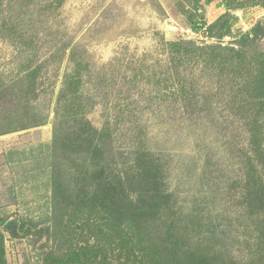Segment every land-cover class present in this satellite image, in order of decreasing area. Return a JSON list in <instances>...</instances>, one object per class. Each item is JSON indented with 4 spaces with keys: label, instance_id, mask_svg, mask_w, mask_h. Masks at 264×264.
<instances>
[{
    "label": "rangeland",
    "instance_id": "rangeland-1",
    "mask_svg": "<svg viewBox=\"0 0 264 264\" xmlns=\"http://www.w3.org/2000/svg\"><path fill=\"white\" fill-rule=\"evenodd\" d=\"M243 45L264 0H0V264H123L139 209L162 260L264 264V66L216 53Z\"/></svg>",
    "mask_w": 264,
    "mask_h": 264
},
{
    "label": "trees",
    "instance_id": "trees-1",
    "mask_svg": "<svg viewBox=\"0 0 264 264\" xmlns=\"http://www.w3.org/2000/svg\"><path fill=\"white\" fill-rule=\"evenodd\" d=\"M226 1H227V4H229V0H226ZM260 1L261 0H247V2H249L250 4H255V5H258ZM238 7H241V6H238ZM244 42L248 44L254 43L255 38H245ZM243 46L237 50H235V48H232L229 50H216L217 51L216 53L218 55H221V52L224 53L222 56L223 57L222 61L218 58L219 59L218 64L222 72H225L228 69L229 65H231L232 62H234L235 60H236L235 67H239V66L242 67V63L241 61H239L241 57L243 58L242 62H245L246 66H248L249 68H250V63L253 66L258 57H260L262 61L260 60L259 63H257V65L264 66V52H261L257 57L256 53L253 52L251 48L248 47V45L245 47ZM238 61L239 63H241L239 66H238L239 64ZM230 72L231 70L227 71V73H230ZM250 78L251 79H249V81H246L249 87L252 88L255 84L256 88L258 87V89H260L263 86L264 72H259L256 69V79H255L254 74L251 75ZM156 197L157 199H154V200H151L153 196L151 197L150 200L153 201V203L152 205L150 204L148 206L150 209L146 212L147 215L148 214L150 215L151 211H158L160 209L158 205L160 204L159 202H161L160 201L161 196L158 195ZM95 199L93 198L91 201L97 202L96 204L104 210V213H106L105 215H107V213L111 215L112 218L109 217V220H108L109 222L113 221L114 218H117V216H113L112 208L110 209V207L107 206V203L104 200H99V195H96ZM139 211L140 209L138 211H134L130 215L131 217L130 216L126 217V219L130 223V230H131L130 232H125L122 230L121 232H118V231L113 232L114 234L112 236L104 235V239H110V236H111L114 240H116L119 237L117 240L116 246L118 247L119 250L124 251L123 256L125 259L123 261V264H204L203 262L198 261V259L197 260L194 259L195 257H192L191 262L180 263L179 261L180 259H177V257H175L176 255H174L173 257L174 259L162 260L161 256L163 255L162 253H160V251L157 248H154L153 250L154 253L146 251L150 249H148L147 247H142V246L145 245L147 242H150L153 239V233L151 235L148 233H144L146 227H148L147 225L149 221H148V218L145 215H143L144 213L142 212L139 213ZM141 215H143V217H141ZM19 228L23 230L22 227H19ZM91 234L94 235L95 232H91ZM171 242L172 241H170L169 244H171ZM165 249H168V245L166 246ZM135 250L142 251V252L136 255ZM171 250L172 249H170V251ZM93 256L94 257L87 258L85 260L86 263L94 262L95 260H97L96 259L97 256L104 257L101 251L99 252V250L95 251V254ZM102 262H106V261L103 260Z\"/></svg>",
    "mask_w": 264,
    "mask_h": 264
}]
</instances>
